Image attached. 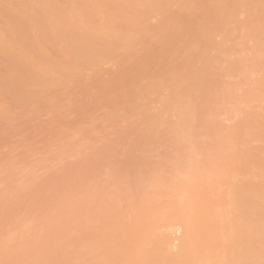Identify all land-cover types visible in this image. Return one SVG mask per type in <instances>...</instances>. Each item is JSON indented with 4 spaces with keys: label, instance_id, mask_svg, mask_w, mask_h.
<instances>
[{
    "label": "rangeland",
    "instance_id": "rangeland-1",
    "mask_svg": "<svg viewBox=\"0 0 264 264\" xmlns=\"http://www.w3.org/2000/svg\"><path fill=\"white\" fill-rule=\"evenodd\" d=\"M27 1L0 0V264H261L264 0Z\"/></svg>",
    "mask_w": 264,
    "mask_h": 264
},
{
    "label": "bare ground",
    "instance_id": "bare-ground-1",
    "mask_svg": "<svg viewBox=\"0 0 264 264\" xmlns=\"http://www.w3.org/2000/svg\"><path fill=\"white\" fill-rule=\"evenodd\" d=\"M10 2H13L17 5L18 7V11H20L21 15V19L24 21L26 18L33 16L35 14L34 12V7H33V3H29L27 0H10ZM0 11H2L4 14L3 15V19L5 21V23L7 24V26L9 27H15V28H21V23H19L17 20H15L16 18H7L6 13L4 12V9H2L0 7ZM42 22H47V16L46 15H42L41 17Z\"/></svg>",
    "mask_w": 264,
    "mask_h": 264
},
{
    "label": "snow or ice",
    "instance_id": "snow-or-ice-1",
    "mask_svg": "<svg viewBox=\"0 0 264 264\" xmlns=\"http://www.w3.org/2000/svg\"><path fill=\"white\" fill-rule=\"evenodd\" d=\"M261 264H264V261H262Z\"/></svg>",
    "mask_w": 264,
    "mask_h": 264
}]
</instances>
